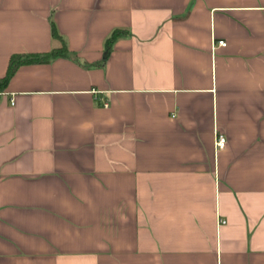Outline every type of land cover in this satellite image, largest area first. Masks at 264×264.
Segmentation results:
<instances>
[{
    "label": "crops",
    "instance_id": "obj_1",
    "mask_svg": "<svg viewBox=\"0 0 264 264\" xmlns=\"http://www.w3.org/2000/svg\"><path fill=\"white\" fill-rule=\"evenodd\" d=\"M51 21L71 56L0 89V264H264V0H0V77Z\"/></svg>",
    "mask_w": 264,
    "mask_h": 264
},
{
    "label": "trees",
    "instance_id": "obj_2",
    "mask_svg": "<svg viewBox=\"0 0 264 264\" xmlns=\"http://www.w3.org/2000/svg\"><path fill=\"white\" fill-rule=\"evenodd\" d=\"M51 27V38L54 41V45L47 52L43 53H15L12 54L9 58L8 67L6 73L3 77H0V89L5 87L8 83L9 79L17 69V67L21 64H31V63H44L49 62L53 58L58 56H71V53L68 49L67 43L62 35L57 30V27L53 21L50 23ZM125 32L124 29H113L110 35L106 39V50L110 48V44L119 36L123 35ZM105 50V53H106ZM76 59V57H72ZM103 62V61H102Z\"/></svg>",
    "mask_w": 264,
    "mask_h": 264
},
{
    "label": "built area",
    "instance_id": "obj_3",
    "mask_svg": "<svg viewBox=\"0 0 264 264\" xmlns=\"http://www.w3.org/2000/svg\"><path fill=\"white\" fill-rule=\"evenodd\" d=\"M217 43L219 45H222V46H224L226 44V42L224 40H218ZM225 141H226V139H225V136L223 134H221V133L217 134L216 138H215V147L217 149L223 148L225 145ZM221 222L223 223L224 220H221Z\"/></svg>",
    "mask_w": 264,
    "mask_h": 264
}]
</instances>
